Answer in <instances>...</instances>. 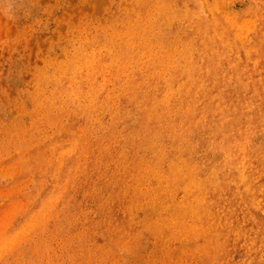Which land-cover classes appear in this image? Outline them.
I'll list each match as a JSON object with an SVG mask.
<instances>
[{"label": "rangeland", "instance_id": "rangeland-1", "mask_svg": "<svg viewBox=\"0 0 264 264\" xmlns=\"http://www.w3.org/2000/svg\"><path fill=\"white\" fill-rule=\"evenodd\" d=\"M90 1L0 0V264H93V254L109 264L119 248L92 241H164L165 264H264V195L247 196L237 183L210 193L212 172L174 146L200 131L209 142L197 155L211 158L206 126L216 118L200 114L193 102L203 94L184 83L190 67L209 74L206 58L215 56L218 79L197 80L211 102L232 108L242 131L239 178L251 176L242 183L262 184L264 165L252 163L258 151L264 158L260 103L238 109L239 79H230L247 73V60L264 76L257 35L249 29L242 41L244 59L238 45L203 28L201 6L213 0ZM221 3L245 29L264 20V0ZM85 46L93 60L76 65L70 92L61 90ZM134 152L137 160L127 159Z\"/></svg>", "mask_w": 264, "mask_h": 264}, {"label": "bare ground", "instance_id": "bare-ground-1", "mask_svg": "<svg viewBox=\"0 0 264 264\" xmlns=\"http://www.w3.org/2000/svg\"><path fill=\"white\" fill-rule=\"evenodd\" d=\"M93 1H90V2H93ZM100 2H103V0ZM221 2H223V0H213L211 4L207 3L206 6H201L200 12H201V18L203 20L202 24L207 34L210 33L211 26H212V28L215 29L216 32L219 33L220 36H222V38L225 39L227 42L231 43L234 47L238 45L241 49H243L241 51L242 57L246 59L245 50H247V44L243 45L242 41L246 42L249 39L247 37H248L249 29H250L251 34L255 33L257 35V37L254 38V41L257 42L256 48L258 49V51H262L264 49V26H262L264 20H262V17L260 18L259 23H257V21H255V23H251L252 22L251 21L249 23L248 29H245L241 25V22H240L241 20L233 21L231 19L230 14L221 13L222 9L224 8ZM165 6L168 7L167 4ZM136 9L140 10L141 8L138 7ZM205 11L207 12L209 11L212 13L213 20L215 21V23L210 22L207 19V16L205 15L207 13ZM217 12L220 15L217 16ZM127 23L128 24L131 23L129 22V19L127 20ZM253 47H254V43H250L249 48L251 49L249 50V53L251 52L252 54H254L255 49H252ZM88 49L89 48L87 46L79 47L76 49L77 52L71 58L70 70L66 78L68 79V81L65 84L60 85L61 90L70 92L68 84H69V81L73 80L76 77V73L74 74V71H73L76 65L84 66L86 63L88 65L93 60V56L88 54ZM79 59L81 60L80 63H79ZM206 64L207 66L210 67L209 74L205 72V69L199 68L198 66H193L187 69L185 79H188L189 81L185 82L184 86L189 85L192 90L194 88H197L198 90H200L201 94H203V98L200 101L195 100L193 104L196 107H199L200 114L203 113L208 118H213V117L216 118V120L213 122L212 125L210 124L206 126V128H208L209 130V136L211 137V141H210L211 147L209 150L211 158L210 160H208L207 156L197 155V151L200 148L201 144L204 142L205 143L209 142V138H206L204 135L201 136L200 131L196 134V139L193 141L192 144L178 142L174 146L180 147L181 152L189 151V154L193 158L196 167L203 168L205 172H208V171L212 172L213 179H211L208 182V184L211 181H213V185H215V189L208 190L205 187L207 191H210V193L215 192V193H227L228 194V193L234 192L236 191V183H237L238 190L243 192L247 196L259 195V194L264 195V187H263L264 179H260L262 180V184L260 185H251L249 183H245L246 184L245 185L242 183V180L250 181L251 176H249L247 180L244 178H241V179L239 178V174L241 173V170L237 166V163L239 164V159L242 158L241 156L242 144L240 142L242 131H240L237 128L238 127L237 123L232 122L227 115L228 110L232 108L230 106L222 107V101L216 100L218 101V103L211 102L213 99L211 97L210 92L207 91L197 80L199 76H201L202 79H218L217 67L219 66L220 63L216 59V57L208 56L206 58ZM263 65H264V62H263ZM244 67L248 69L245 75H242L239 73L234 78H230V79H239L235 82L236 84L235 83L234 84H235V88L241 94V96H237L234 99L233 104H235L238 107V109H240L239 106H242L241 103L243 101H248L247 103H251V104H255L257 102L260 103L259 108H260L261 116H258L257 123L264 124V76L257 75L256 70L258 69L255 68L253 65H251V63L248 60H247V63L244 65ZM196 73H199L197 77H196ZM220 74H221V68L219 70V79L221 78ZM233 85H230V86H233ZM172 86H173L172 83L164 86L163 91L159 93L158 95V99L156 103H159L161 101L162 96H165L164 93L170 91L172 89ZM183 90L187 91L185 89ZM59 95L61 96V94ZM188 102H190V99H188ZM226 105H228V103ZM244 107H245V111L249 114L248 112L249 110L247 109V107L245 105ZM221 108H222V111L220 110ZM146 109L147 107L145 108V110ZM156 109L157 107L155 106L153 108V111H156ZM164 113H167V111L165 110ZM138 117L139 115H137L136 120L140 124L144 125V122L141 121V119ZM66 136H67V133L65 131V132H62L57 137L60 140L58 143V147H61L63 145ZM221 144H223V146ZM129 158L131 160H137V157L135 156V152L130 154L127 157V159ZM252 160H254V162L252 163H255V167L257 168L260 167V164L264 165V158H262L260 151L256 152L253 155ZM182 162H183V159L181 158L180 164ZM179 169L183 171L184 173H186L185 167L182 166V167H179ZM201 173H204V172H201ZM245 176H248V174H245ZM184 187H186V185H181L178 187V190H187V191L192 190V189H184ZM46 190L47 188H45V186L42 187L41 189L42 192H46ZM254 233L256 234L255 231Z\"/></svg>", "mask_w": 264, "mask_h": 264}, {"label": "crops", "instance_id": "crops-1", "mask_svg": "<svg viewBox=\"0 0 264 264\" xmlns=\"http://www.w3.org/2000/svg\"><path fill=\"white\" fill-rule=\"evenodd\" d=\"M92 244H97L99 247H102V251L110 247L119 248L114 249V252L108 254L107 262L109 264H148L147 257L149 254L154 257L150 264H165L164 241H92ZM121 252L126 255H135L139 253L141 255L140 261L136 258L132 259L131 256L119 258L118 255H120ZM102 261L103 260H96L95 254H93V264L99 262V264H103Z\"/></svg>", "mask_w": 264, "mask_h": 264}]
</instances>
